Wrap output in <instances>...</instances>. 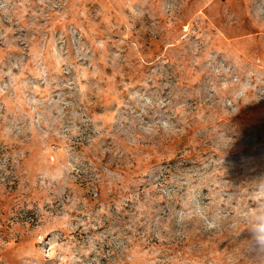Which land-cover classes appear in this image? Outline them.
I'll return each instance as SVG.
<instances>
[{"label": "rangeland", "instance_id": "rangeland-1", "mask_svg": "<svg viewBox=\"0 0 264 264\" xmlns=\"http://www.w3.org/2000/svg\"><path fill=\"white\" fill-rule=\"evenodd\" d=\"M264 0H0V264H264Z\"/></svg>", "mask_w": 264, "mask_h": 264}, {"label": "clouds", "instance_id": "clouds-1", "mask_svg": "<svg viewBox=\"0 0 264 264\" xmlns=\"http://www.w3.org/2000/svg\"><path fill=\"white\" fill-rule=\"evenodd\" d=\"M257 231H258V232H262V233H264V223H262V224L257 228ZM262 238H264V237H262Z\"/></svg>", "mask_w": 264, "mask_h": 264}]
</instances>
